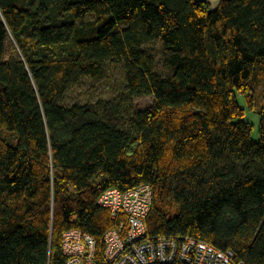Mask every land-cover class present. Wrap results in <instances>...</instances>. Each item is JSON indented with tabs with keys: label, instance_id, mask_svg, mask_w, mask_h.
I'll list each match as a JSON object with an SVG mask.
<instances>
[{
	"label": "trees",
	"instance_id": "16d2710c",
	"mask_svg": "<svg viewBox=\"0 0 264 264\" xmlns=\"http://www.w3.org/2000/svg\"><path fill=\"white\" fill-rule=\"evenodd\" d=\"M109 66L121 94L61 104ZM261 88L264 0H0V264H65L71 229L100 245L99 195L140 185L150 235L264 264Z\"/></svg>",
	"mask_w": 264,
	"mask_h": 264
},
{
	"label": "built area",
	"instance_id": "2783aa9c",
	"mask_svg": "<svg viewBox=\"0 0 264 264\" xmlns=\"http://www.w3.org/2000/svg\"><path fill=\"white\" fill-rule=\"evenodd\" d=\"M97 204L106 209L113 225L102 243L78 229L63 233L65 264H243L231 251H221L189 236L154 237L147 227L152 191L140 185L122 191L104 190Z\"/></svg>",
	"mask_w": 264,
	"mask_h": 264
},
{
	"label": "rangeland",
	"instance_id": "374dc122",
	"mask_svg": "<svg viewBox=\"0 0 264 264\" xmlns=\"http://www.w3.org/2000/svg\"><path fill=\"white\" fill-rule=\"evenodd\" d=\"M123 90L124 74L122 68L109 66L106 70L105 78L102 81L95 83L88 78H83L75 88L67 92L61 104L69 107L75 104L95 103L100 99L109 100L112 97L121 94ZM257 94L258 108H261L264 104V90L262 88L259 89ZM238 102L244 108V102L241 97H238ZM152 103V97L128 99L124 107L125 116L128 114L130 109L144 110ZM245 120L253 127L251 139L254 141L257 140L259 116L257 114L246 112ZM0 134L7 137L4 132Z\"/></svg>",
	"mask_w": 264,
	"mask_h": 264
},
{
	"label": "crops",
	"instance_id": "0c3cea01",
	"mask_svg": "<svg viewBox=\"0 0 264 264\" xmlns=\"http://www.w3.org/2000/svg\"><path fill=\"white\" fill-rule=\"evenodd\" d=\"M201 1H206L209 4L210 8L214 9L218 5L220 0H201Z\"/></svg>",
	"mask_w": 264,
	"mask_h": 264
}]
</instances>
